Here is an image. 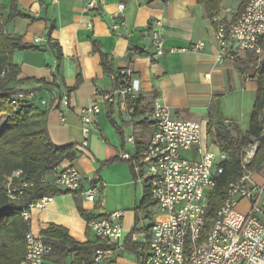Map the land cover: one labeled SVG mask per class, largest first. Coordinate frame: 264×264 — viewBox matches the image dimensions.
Masks as SVG:
<instances>
[{
    "label": "crops",
    "instance_id": "crops-1",
    "mask_svg": "<svg viewBox=\"0 0 264 264\" xmlns=\"http://www.w3.org/2000/svg\"><path fill=\"white\" fill-rule=\"evenodd\" d=\"M227 1L234 0L222 1V15L226 8L230 9ZM2 2L7 13L9 0ZM16 2L18 10L33 21L15 19L5 25L4 31L9 36H20L24 44L36 49L13 52L11 62L18 74L12 87L34 94V106L47 113L51 142L58 147L74 145L77 153L73 162L63 161L49 172L46 182L52 184L57 172L71 167L83 179V188L99 185L94 202L80 195L62 194L48 198L44 209L30 210V232L39 235L54 225L67 230L78 243L96 242L97 249L109 248L94 238L78 207L91 217L124 211L121 245L113 247L112 257L101 264H138L135 254L125 250V244L133 233L143 186L134 176L131 162L122 156L131 159L147 145L154 132L150 118L154 105L167 107L173 120L201 123L202 143L218 157L221 153L217 145L207 136L209 117L215 124L246 133L257 86L239 75L235 60L217 57L215 27L198 0H125L124 26L116 32L111 22L120 0H98L96 13L84 11L86 0ZM237 9L238 6L233 8ZM233 16L224 15L227 20ZM152 30L163 41L161 56L155 55L150 42ZM37 38L40 41L35 43ZM48 39L59 47L60 60L48 48ZM200 43L203 48L195 50ZM100 53L107 57L109 75L103 71ZM120 71L130 72L139 81L137 98L131 102L117 97L108 104L102 95L115 89L112 76ZM64 94L69 97L70 108L61 121L58 109ZM91 103L100 112L92 118L90 134L83 145L81 110ZM109 160L114 161L102 165ZM250 183L264 184V165L259 172L251 173ZM236 209L247 214L249 202L238 201ZM156 216L152 214L150 223L149 219L140 223L146 228ZM70 261L68 258L66 263Z\"/></svg>",
    "mask_w": 264,
    "mask_h": 264
},
{
    "label": "built area",
    "instance_id": "built-area-1",
    "mask_svg": "<svg viewBox=\"0 0 264 264\" xmlns=\"http://www.w3.org/2000/svg\"><path fill=\"white\" fill-rule=\"evenodd\" d=\"M124 1L120 0L117 12L112 16L113 32L124 26ZM84 11L98 12V0H86ZM223 12L234 16L227 20L220 10L212 13L217 57L235 60L245 51L262 55L259 41L264 36V0H248L240 12L229 8ZM87 27L91 29L92 26L88 24ZM39 41L35 39V43ZM150 42L155 55H163V41L156 30L151 31ZM202 48V43L194 46L195 50ZM112 79L116 83L115 89L102 95L106 103H113L117 97L131 102L136 100L139 81L130 72L120 71ZM35 101L33 93L18 90L10 97L9 104L17 109L23 105H34ZM69 108V97L64 94L59 100L61 121H64ZM99 112L95 103L81 110L83 145L90 134L92 118ZM150 118L154 132L145 148L131 159L127 155L122 156L131 162L137 181L143 187H149L155 204L153 209L160 215L148 233L140 223L138 230L130 235V242L141 248L138 264H264V184L250 183L251 173L246 167L253 152L244 156L241 178L230 186L207 229L208 194L215 187V178L222 172L219 164L226 155L216 157L206 149L202 143L201 123L173 120L169 109L160 104L154 105ZM191 152L198 157L183 156ZM20 175L21 172H14L0 187L11 202L18 201L24 190L32 186L20 180ZM14 180L17 185H14ZM42 182L47 183L45 178ZM52 185L63 192L83 196L88 202H94L99 194L98 183L83 188V179L71 167L57 172ZM47 200L42 198L22 207V218L27 221L30 210L44 209ZM240 200L249 202L247 214L237 211ZM124 215V211H115L86 221L94 238L109 246L95 249L89 264H101L112 257L113 247H120ZM50 253L51 248L40 234L29 231L25 235V252L19 264H44Z\"/></svg>",
    "mask_w": 264,
    "mask_h": 264
},
{
    "label": "trees",
    "instance_id": "trees-1",
    "mask_svg": "<svg viewBox=\"0 0 264 264\" xmlns=\"http://www.w3.org/2000/svg\"><path fill=\"white\" fill-rule=\"evenodd\" d=\"M223 0H198L208 18L214 11L219 10ZM245 5L240 2L238 12ZM15 19H33L22 14L17 7L16 0H9V10L3 13L0 9V115L6 116L7 127L0 132V187L2 183L14 172H21L20 180L32 184L25 189L23 195L16 202H11L2 188H0V264H19L25 252V235L30 231L29 221L22 218V207L32 204L42 198H52L62 194H69L57 189L42 179L57 168L63 161L73 162L77 153L74 145L55 146L47 132V113L36 106L23 105L11 109L9 99L17 93L10 85L16 82L18 68L12 65L11 57L14 51L35 50L36 48L24 44L20 36H9L4 28L7 23ZM262 55L245 51L236 57L234 63L239 75L252 80L256 86V96L249 119L246 133H241L236 127L230 128L222 124H215L211 117L207 123V136L226 159L219 166L222 172L215 178V187L208 194V207L206 211V228L226 198L231 185L242 176V163L247 148L256 143L257 149L246 165L250 173H257L264 165V36L259 41ZM48 48L55 54L57 60L61 58L58 46L47 40ZM99 51V49H97ZM101 65L106 75L111 70L107 57L101 54ZM1 81V80H0ZM80 80L78 79L79 83ZM140 99L137 106H140ZM141 151V150H140ZM139 151V152H140ZM109 160L102 165L112 163ZM133 172L132 165L130 166ZM135 176V175H134ZM14 185L17 181L14 180ZM155 204L151 200L147 185L143 187L142 199L139 208L135 211L136 232L141 220H148L152 215ZM80 216L89 221L95 217L88 216L78 207ZM151 225L145 228L148 233ZM40 236L44 243L51 248V253L45 261L51 264H89L92 254L97 249V243H78L73 240L67 230L51 225L47 230L41 231ZM125 250L135 254L139 260L140 247L126 240ZM71 258L70 263H66Z\"/></svg>",
    "mask_w": 264,
    "mask_h": 264
},
{
    "label": "rangeland",
    "instance_id": "rangeland-1",
    "mask_svg": "<svg viewBox=\"0 0 264 264\" xmlns=\"http://www.w3.org/2000/svg\"><path fill=\"white\" fill-rule=\"evenodd\" d=\"M236 1V2H235ZM242 0H234V1H227L226 2V5L228 7H230V9L232 8H235L236 6H238L239 8V5H240V2ZM248 2V0H245V4ZM237 3V4H236ZM0 9L1 11L5 14V6L3 5V2L2 0H0ZM235 12V10H233ZM2 76H0V86L2 85ZM9 87H12V85H10ZM13 109V108H11ZM6 125V116L5 115H0V132L2 131V128ZM256 147V143L253 144L252 146H250L249 148L246 149L245 151V155L247 154H250L251 152H254V148ZM185 158H192V159H196L197 156L191 152V153H188V154H184L183 155ZM155 213L157 216L155 217L156 219L160 218V215L157 214V211L155 209L152 210V214ZM152 216V215H151ZM151 218V217H150ZM149 218V221H147V223H150L151 222V219ZM46 264H51V263H46Z\"/></svg>",
    "mask_w": 264,
    "mask_h": 264
},
{
    "label": "water",
    "instance_id": "water-1",
    "mask_svg": "<svg viewBox=\"0 0 264 264\" xmlns=\"http://www.w3.org/2000/svg\"><path fill=\"white\" fill-rule=\"evenodd\" d=\"M256 149H257V145H256V147H255V149H254L253 155L255 154Z\"/></svg>",
    "mask_w": 264,
    "mask_h": 264
}]
</instances>
